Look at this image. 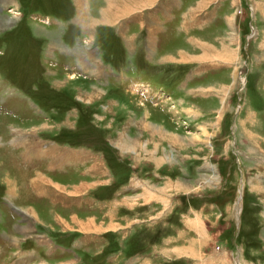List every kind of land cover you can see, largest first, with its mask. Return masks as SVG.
Here are the masks:
<instances>
[{
    "label": "rangeland",
    "instance_id": "374dc122",
    "mask_svg": "<svg viewBox=\"0 0 264 264\" xmlns=\"http://www.w3.org/2000/svg\"><path fill=\"white\" fill-rule=\"evenodd\" d=\"M26 1L23 5L21 0L22 4L17 9L19 13H16L20 18L15 22L14 18L7 17L15 12H9L11 7H7L11 4L0 6V185L4 169L13 165L12 162H4L3 156H11V152L12 160L23 169L21 172L24 175L20 177L22 185L28 181V174L33 169L53 176L54 181L65 182L74 178L76 171L73 169L69 172H55L54 168L53 171L48 170L44 161L39 159L46 143L53 145L55 141L69 140L103 149L116 171L112 180L102 187L98 186V194L109 192L113 198L117 195V201L123 203L126 199L124 204L116 202V212L107 208L102 212L97 208L86 210L84 206L77 207L69 201L78 194V189L67 191L54 185L61 192L52 194L53 197L40 198L27 187V192L23 191L24 201L13 205L20 207L23 214L29 217L25 205L34 204L43 223L30 216L33 225L39 232H44L43 237L51 235L55 242L63 240L60 243L62 247L74 246L77 237L81 236L82 231L73 229L68 231L71 237H60V232L68 228L63 221L72 222L74 215L83 219L94 215L104 225L110 222L104 212L106 210L112 213V222L117 224L114 230L106 232L103 229L97 234L100 236H96V246L91 242L78 249L74 246L80 256L73 250L51 255L48 259L50 252H33L29 255V264L38 261L34 256L41 258L43 255H46L43 259L49 264L50 261L56 264H84L85 260L92 261L102 255H109L105 258L106 262L113 258L108 264H128L129 259V264H204L211 256L222 258L221 264H264L263 235L260 234L261 239H258L257 223L251 220L255 211L262 213L264 210V196L258 200L252 194L248 195L249 172L256 169L254 156L257 151L264 155V0H176L169 5L168 14L161 10L165 16L155 11L156 3L162 0L151 5L146 4L148 0ZM79 1L83 5L79 4L77 8ZM171 1L174 0L164 3L171 4ZM99 6L107 8L104 22L112 21V25L97 26L100 16L92 14L98 12ZM84 7H88V11ZM173 7L175 10H171ZM77 10L78 16L85 20L77 22L81 28L67 21L69 14L76 15ZM52 11L67 17L59 19ZM174 11L175 17L180 14L182 26L192 19L191 23L196 24L192 28L194 31L177 30V21L172 15ZM30 13L45 17L49 22L41 23V27L50 30V33H35L38 21L31 19ZM129 13H137L140 20L135 17L125 22L121 20ZM205 18L206 22L203 21ZM4 20L11 23L6 24L8 21ZM125 23L132 25L130 27ZM61 25L66 28L65 32H60L64 42H74L78 36L75 48L82 49L75 50V54L57 51L56 61L51 64L48 63L49 58L43 57V51L51 42L48 37H52L51 40L56 37ZM84 27H89V30L82 33ZM67 31L71 35L66 36ZM84 41L90 44L86 45ZM88 45L101 52V62L89 60L92 54L86 52ZM181 51L184 59L179 54ZM94 55L99 56L97 53ZM135 55H139L138 60ZM28 56L35 60V66L38 61L36 70H43L42 75L31 77L30 70L35 69L28 67V61L24 64V59L20 60ZM64 63L70 68H82L85 73L66 72L61 66ZM88 68L95 72L88 73ZM96 71H99V76ZM94 83L102 86L111 84L112 89L108 91L107 87H103L107 88L108 93H105L103 88L93 87L96 91L100 90L97 91L99 94L86 93L85 89H90ZM125 88L131 93V98L126 96ZM84 93L89 97L86 98ZM94 98L96 100L89 101ZM112 98L115 105L110 106L108 99ZM141 100L148 102V106L143 105ZM130 108L136 111L134 120L128 115ZM146 113L149 120L166 128L165 132L155 133L152 142L147 131L140 128L141 123L135 120L137 117L141 120ZM114 114L116 123L125 126V135L132 134L138 140L132 150L127 144L124 146L125 160L118 156L116 140H106L108 123ZM228 122L231 123L232 134L223 135ZM83 123L91 126L89 132L76 134L84 130ZM15 137L19 145L14 142ZM233 143L237 153L234 160L241 163L239 167L244 178L240 188L243 195L240 211L234 202L238 194H234L233 189L237 184L233 161L225 174L226 165L232 159ZM29 147L27 151L25 148ZM205 158H211L215 168L210 181L203 182L204 176L197 175L196 166ZM258 161L256 164H259ZM131 174L147 180L149 183L135 177L137 182L145 183V187L153 186L152 190L143 185L141 190L137 187L138 190L133 192L126 189L115 194L112 187L124 181L123 184L130 182L128 177ZM36 180L41 181L43 177L38 176ZM220 188L223 190L220 191ZM82 193L85 197L92 194ZM132 193L137 196L124 197ZM9 205L8 202H0L3 213L0 220V260L2 264H20L15 261L22 257L17 258L19 253L15 250L19 249L20 242L15 238L24 234L18 231H31L34 235L38 231L33 227H23L22 221L17 219L21 211L14 215ZM192 214L196 218V246L188 251L180 248V244L185 238L183 218L193 217ZM260 217L262 219L258 222L264 223V213ZM243 219L251 225H245L246 234ZM20 226L27 231L19 230ZM80 250L84 252L79 253Z\"/></svg>",
    "mask_w": 264,
    "mask_h": 264
},
{
    "label": "crops",
    "instance_id": "0c3cea01",
    "mask_svg": "<svg viewBox=\"0 0 264 264\" xmlns=\"http://www.w3.org/2000/svg\"><path fill=\"white\" fill-rule=\"evenodd\" d=\"M95 1L96 0H94V2ZM165 1H169V0H165ZM24 2H25V0H23V5H24ZM27 2H28V0L26 1V3ZM30 2H31V0H30ZM164 2L162 4H157L156 9H155V11L158 14L162 15V16H165L163 14V12L161 11V10L164 9V6H165ZM6 3L11 4L10 6L7 7V8L11 7V10H9V12L10 11H15V12H12V14H8L7 17L14 18L13 22H15L17 19L20 18V17H18V15L16 13H19V11H17V9L20 8L19 6L22 4V2H21V0H0V6H5L4 4H6ZM80 5H83V3L80 4ZM97 5H98V3H97ZM76 6H77V8H79L77 4H76ZM76 6H75V10H76ZM186 6H185V8H186ZM103 7L104 6H101V7L99 6V8L97 7L98 8V12L96 14H92V16L97 15V14L100 16V19H98V23H97V26L99 25L98 27H100V25H112L111 24L112 21L103 22L107 18L106 14H105L106 16H103L101 14V11L105 8V7L104 8ZM84 8L88 11V7L87 8L84 7ZM185 8L183 10H185ZM33 10H35V9H33ZM171 10H175V8L173 7ZM180 11H182V10L180 9ZM79 12H80V10H79ZM52 13L57 15V16H59V19H63V17H65L64 19H66V17H67L66 15L59 14V13L54 12V11H52ZM131 14L132 13L128 14L127 17L125 16L121 20H123L125 22L126 19H128V18L131 19V17H133V18L135 17L134 19L138 18L137 20H140V18L136 16L137 13H136V15L135 14L131 15ZM172 15L174 16L173 19L174 20L176 19V21H177V22H175V27L177 28V30H183V31L190 30L191 31L192 28L196 25L195 22L191 23L192 19H188V22L186 23V25L182 26L183 23H182V18H180V14H178V17H177V15L175 17V11H174V12H172ZM29 17L31 19H36L38 21V23L36 22V24H35V26H37V27H35L36 29H34L35 33H38V34H41V33H44V34L47 33L48 34V33H50V30H47V28H45V27H41L42 26L41 23L39 24L40 18H39L38 14L30 13ZM86 17L87 16H85V18ZM206 20L207 19L205 18L203 21L206 22ZM4 21H2V22H4ZM6 21H8V20H6ZM67 21H71L75 25L80 23L79 21H84L85 22V20L83 18L78 16V10H77L76 15L74 13L73 14H69V16L67 17ZM10 23H11L10 20L8 22H6V24H10ZM129 25L131 27L132 24H129ZM129 25H127V26H129ZM204 25H206V24H204ZM78 26H79V24H78ZM70 27L72 28V25ZM98 27H97V29H98ZM185 27L187 29H185ZM199 27L201 28V27H204V26H199ZM83 29H84L83 31L81 30L82 33L84 31H86V29L89 30V27H84ZM68 30H70V28H68ZM173 30L175 31V29H173ZM192 31H194V30H192ZM60 32H65V27H60V29H59V31L57 33V36L54 37L52 40H51L52 37H48V39L51 42L46 44V48L43 51V57L44 58H49L48 59V63L52 64V61H54V60L56 61L55 57L57 55V51L61 50L63 52L65 51V52L70 53V54H75V50L82 49L81 47H78V46H76L77 49L75 48V43L79 39L78 36L75 37L74 42L65 43L64 39H63V35ZM67 35H71V32L68 33V31H67L66 32V36ZM82 41H83V39H82ZM84 42H85L86 45L90 44L89 41H84ZM88 46L87 47L89 48L90 52L88 51V48H87L86 52L88 54H90V53L92 54L90 56L89 60L92 61V59H94V61H96V63L97 62L98 63L101 62L102 58H103L102 55H101V52L100 51H95V49L93 48V45L91 47H90V45H88ZM112 47H114V46H112ZM94 53H97L99 56L94 55ZM39 56L41 58H43L41 53H39ZM113 56L116 57L117 55L113 54ZM135 58H136V60H138L139 55H138V57L135 55ZM20 60L21 61L23 60L22 62L24 64H25V61H28V67L30 69L32 67H33L32 69H35L34 71L29 69L30 72H31V77L32 78H36L37 76L43 74V70H36L38 68L37 65H39V63H38V61H36V66H35V63L33 62L35 60H33L32 57H30V56L22 57V58H20ZM207 62H209V61H207ZM61 66L64 69H66V72H69V73H76L77 71L80 72V73H85V70H83L82 68H79V67L70 68V67H67V64H65V63L62 64ZM92 68H94V67H92ZM96 68H98V65L96 66ZM70 69H73V70H70ZM93 72H95V71H93L91 68H88V73H93ZM96 72L98 73L96 75L99 76V71H96ZM91 86L92 87H90V89H85L86 93L92 92L91 95L92 94L95 95L96 93L99 94V92H97V91H100V90H97V91L94 90L93 87L94 88L95 87H97V88L98 87H100V88L107 87L108 91H110L112 89L110 87V86H112L111 84H109L108 86H106V85L102 86V84L94 83V84H91ZM107 88H103L105 90L104 91L105 93H108ZM125 90H126V88L124 89V91ZM125 92H126V96H129L131 98V93H128L127 90ZM84 96H86V98L89 97L88 94H85V93H84ZM123 97H125V96H123ZM86 100L88 101V99H86ZM93 100H96V99L95 98L92 99V100L90 99L89 101H93ZM108 101H110V106L115 105L114 98L108 99ZM140 102H142V104L145 105L146 107L148 106V102H144V100H141ZM130 110H131L130 113L132 115L130 113L128 115H129L130 119L134 120V116L136 114V111H133L131 108H130ZM146 114L142 118H140L141 120H139L138 117L135 120L139 121L141 123L140 128L142 130H144V131H147L148 138H149L150 142H152V141H154L155 133H158L159 131L165 132L166 128L162 124H157L156 121L154 122L152 120H149V114L148 113H146ZM156 118H153V120H155ZM116 121H117L116 120V116L114 114V116H112V118L109 120V123H108V125H109V128H108L109 132L108 133L109 134H107L106 140L109 141V142L110 141L113 142V139L116 140L115 145L118 148L119 153H120L119 154L117 152L118 156H120L123 160H125L124 155H123L124 146L127 144V146L132 150V149L135 148V145L138 143V140H136V137L132 136V134L125 135V126H123V124L121 126L119 123H116ZM82 126H84L83 127L84 130L83 131H77L76 134H78V133L80 134L82 132H84V134H86V133L89 132V130H90L89 128H91L90 125H88V124L84 125V123H83ZM101 135H102V133H101ZM174 135H175V133H174ZM14 140L18 142V139L16 137H15ZM17 142H15V143L19 145L20 143L19 142L17 143ZM24 147H27V145H25ZM25 149L28 151L30 149V147L29 148H25ZM59 149H60V151H59ZM48 152L51 153V154H48ZM149 153L151 154V151ZM41 155H42V157H41ZM256 156H259L258 159H261V161H258V159L255 158ZM256 156H254V166L256 167V169L253 172H249L251 177H250V180H249L248 195L252 194L256 199L259 200V198L261 199V196H264V164L262 163V161H264V155L263 154H258V151H257ZM3 157H4V162L5 161L12 162L13 165L10 166V167L6 166L7 169H4L5 172L3 171V174H4L3 175V182H1L2 185H0V202H2V203L3 202H8L10 204L9 207L11 209H13L12 212L10 211L11 213H13L15 211L16 212L21 211L19 213V216H17V219H18V221H20V220L22 221L23 227L30 228V229L33 227L34 230L36 229L38 231V229L33 225L32 221L30 220V216H34L36 220H38L39 222H42L40 220L38 214L36 213L37 210L34 208V204L28 203L27 205H25V209L30 214L29 217H28L27 214H23L22 209L20 207L13 205V203L15 204V202L17 203V202L24 201L22 199V197L25 196L24 195L25 193L23 191H26L27 187H28L27 189H29L30 192L35 191L36 195L38 197H40V198H45V196L53 197L52 194L57 195L58 192H61V190L60 191L57 190L58 188L59 189H64V190H67V191H69L70 189H78V192H77L78 194L75 195V197L70 198L68 200L69 201H73L77 205V207L84 206V209H86V210L91 209V208H97V209H99L100 211L103 212V209L107 208L106 210H108V211H110V209H112V211L115 209V212H116V209H117L116 202L119 203V204L121 202V201H117V198H116V197H118L117 195L114 196V198H113V196L110 195L109 192L105 193L103 195H99L98 194V191H99V190H97L98 186L102 187L106 183H108L110 180H112L115 177V171L116 170L112 168V166H111V164L109 162L108 156H106V154L104 153L103 149L95 147V145H91L89 143L87 144V143H83V142L79 143V144H75L74 142H71L69 140H67L65 142L64 141H61V142L60 141L59 142L55 141V143L53 145L46 143L45 151L40 154V156H39L40 158L39 159H42L44 161V163L46 164L48 170H52L53 171L52 168H54L56 170L55 172H59V170L65 171V172H69V170L71 171L72 169L74 171H76V174H74V178L71 177L70 179H68V181H65V182L64 181L60 182L59 180H55L54 181V180H52L53 176H50L47 173L45 174L43 171H38V170L33 169L32 170L33 172H30L31 174H28V176H29L28 177V181H26V178H27L26 177L24 179L26 181V183L25 182L23 183V181H22V183H23V185H22L20 183L21 182V178L20 177H21V175H24V173L21 172V170H23V169L20 166H18L12 160V152H11V156L4 155ZM159 158H161V157H159ZM250 158H252V157H250ZM42 160H40V161H42ZM257 161L259 162V164H256ZM117 163H120V162H117ZM124 164H126V163H124ZM214 168H215V162H213V160L211 158H205L202 162L199 163V165L196 166V170L198 169L197 175L199 177L204 176V179L202 180L203 182L204 181L205 182L206 181H210V176H212V173H213L212 171L214 170ZM1 170H2V168H0V175H1ZM6 170H7V172H6ZM34 170H35V172H34ZM189 170H191V169L189 168ZM223 170H224V167H223ZM38 176H42L43 180H41V181L40 180H36L38 178ZM205 176H207V177H205ZM135 177H140V176H137V175L135 176L134 174L133 175L131 174L130 177H128L130 182H127L126 184H123V183H125V181H124L123 183H121L119 185L113 186L111 190L113 192H115V194H118V192L120 194V193L124 192L126 189L127 190L129 189L130 192L138 190L137 187H140L139 188L140 190L143 189L145 187V183L142 184L141 181H140V183H139V181L137 182L135 180ZM195 179H196V177H194L193 180H195ZM140 180H145V179L140 177ZM36 181L37 182L40 181V183H36ZM145 181L148 182L147 180H145ZM166 182H168V181H166ZM54 185L58 186V188L53 187ZM143 185H144V187H143ZM149 186H150L149 188H151V190H152L153 186H151V185H149ZM145 188H147V190L149 189L148 186L145 187ZM84 191H85V193L87 192V193H92V194L85 197V194L82 193ZM149 191H150V189H149ZM125 195L126 196H124V197L137 196L136 193H132V195L131 194H125ZM123 201L125 203L126 199H123ZM262 201H264V197L262 198ZM121 203H123V202H121ZM85 205H87V207H85ZM101 207H102V209H101ZM106 210L104 212H106L108 214L110 222L105 223L103 225V222L97 216L90 215V217H92L93 219L92 218H87L88 216L86 217V219H83V218H79L76 215H74L75 219L71 218L72 222H70L68 220H64V221L62 220L64 222V224L68 228L66 230H63L62 232H60V234L68 232V231H72L73 229H76L79 232L82 231L81 232V236L82 237L81 236L77 237L78 239L76 240V244L73 242L74 246H76L77 249L78 248H82V245L90 244V242L95 244V246H96L97 242H94V241H96V238L97 237L99 238V236H100V235L97 236V234H99L100 231H103V229H106V232H108L109 230L112 231V230L115 229L114 226L117 225L116 223L112 222L113 221L112 213H108V211H106ZM16 212L14 213V215H17ZM263 213H264V210H262V213H261L260 210H257V211H255V214L253 213L251 215L252 222L255 221V223H257L256 227H257V230H258V232H257L258 239H261L259 237L260 234L263 235L262 238L264 239V223H259L258 222L259 220L262 219L260 217V215H263ZM2 214L3 213L0 210V220H2L1 219L2 216H3ZM192 215H193V217L189 216L187 218L184 217L185 219L183 218V223H184L183 236L185 238L183 239L182 244H180V248H182V249L186 248L188 251L191 250V249H195V246H196V242H195L196 235H197V227H196V221H195L196 218H195V214H192ZM10 217H11V215H10ZM24 219L25 220L27 219V221H25ZM247 224H248V222L246 223V220H244V224H243L244 225L243 226L244 229H243V231H244L245 234L247 233L246 232V227L247 226H245ZM248 225H250V224H248ZM23 227L20 226L19 230H22L24 232L27 231ZM235 229H234V232H235ZM259 230L262 231L263 233H260ZM87 231H91V232H87ZM231 231H230L231 235L234 236L233 235V230H231ZM18 232L24 234L23 236H20V238H15V241L19 239V242H20L19 249L21 248V246L24 245L25 242H27V247H28L27 250H28L29 253H33V252L34 253L35 252H50L47 255L48 259L50 258L51 255L56 256V255L61 254L63 252L67 253L66 251L71 252L73 250H75V253H77V255H79L77 249L74 246L62 247V245L60 243L63 240H58L57 242H55V241H53V238H52L51 235L50 236L47 235V238L43 237V233L44 232H39L38 231V233H36L35 235L31 231L30 232L28 231V233H23L21 231H18ZM2 234H5V233H2ZM101 235L103 236L104 234L102 233ZM69 236L71 237V235H69ZM25 238H27V239L24 242ZM91 238H93L92 239L93 241H90ZM7 239H9V237ZM50 239H51V241H49ZM86 240H88V241H86ZM165 241H166V239H165ZM6 242H7V240H6ZM185 246H187V247H185ZM62 248H64V249H62ZM261 249H262V246H261ZM259 250H260V247H259ZM83 252L84 251H81V250L79 251V253H83ZM75 253H72V254L74 255ZM112 253L114 254V251ZM93 255H95V254H93ZM45 256L46 255H43V257H45ZM108 256L102 255V256H100L98 258L93 259L91 262H93L96 259H100L101 258L100 259L101 261H100L99 264H108V262L113 260V258H112L110 261L106 262L105 258L108 257ZM23 257L24 256H22V258ZM221 260H222V258H218V256H216V257L211 256V258L206 259L204 264H221L220 263ZM130 262L131 261L129 259V261H127V263L129 264ZM50 264H56V263H51V261H50ZM57 264H62V263H57ZM84 264H86V260L84 261Z\"/></svg>",
    "mask_w": 264,
    "mask_h": 264
},
{
    "label": "bare ground",
    "instance_id": "6f19581e",
    "mask_svg": "<svg viewBox=\"0 0 264 264\" xmlns=\"http://www.w3.org/2000/svg\"><path fill=\"white\" fill-rule=\"evenodd\" d=\"M78 1V0H77ZM146 1V0H145ZM157 1H160V0H148V1H146V4H148V5H151V4H153L154 2H157ZM165 0H162L159 4H162L163 2H164ZM108 2V1H107ZM114 2V1H113ZM130 2V1H129ZM152 2V3H151ZM111 3H112V1H111ZM171 3L172 4H174V3H176V0H174L173 2L171 1ZM80 4V1L79 2H77V5H79ZM172 4H165L164 3V9L162 10V11H164V13L165 14H168L169 13V5H172ZM85 5V4H84ZM156 5H157V3H156ZM142 6V5H141ZM115 7H116V5H115ZM165 7H167V9L165 8ZM104 8V7H103ZM110 8V7H109ZM144 8H145V6H144ZM143 8V9H144ZM161 9V8H160ZM83 10V9H82ZM109 10V9H108ZM168 10V11H167ZM84 11V10H83ZM112 12V11H111ZM110 12V13H111ZM117 12V11H116ZM119 12H121V11H119ZM107 13V8L105 9H103L102 11H101V14L103 15V16H106L105 14ZM118 13V12H117ZM130 14V13H129ZM124 15V14H123ZM128 15V14H127ZM115 16V15H114ZM122 16V15H121ZM126 16V15H125ZM168 16V15H167ZM170 16V15H169ZM118 18H120V17H118ZM107 19V18H106ZM187 19V18H186ZM114 20V19H113ZM120 20V19H119ZM98 22V21H97ZM96 22V23H97ZM104 22V21H103ZM81 23V22H80ZM84 23V22H83ZM116 23V22H115ZM120 24H122V23H120ZM123 25V24H122ZM88 26V25H87ZM91 29V28H90ZM149 47V46H148ZM151 48V47H150ZM153 51V50H152ZM179 54L180 55H182L181 56V58H185V55L183 54V51H181V52H179ZM167 57V56H166ZM172 57H170V59H171ZM174 59H176L175 57H174ZM166 60H167V58H166ZM180 60V59H179ZM171 61V60H170ZM18 131V130H17ZM14 142H17V141H14ZM24 145H27V143H24ZM33 161V160H32ZM41 177V176H40ZM242 183H243V178H242ZM242 186H243V184H242ZM86 190V189H85ZM243 193V192H242ZM242 194L240 193V190H239V193H238V199H237V201H234L236 204H235V207L237 208V210L238 211H240V206L242 205ZM243 222H244V219H243ZM93 225V224H92ZM105 231H106V229H104Z\"/></svg>",
    "mask_w": 264,
    "mask_h": 264
},
{
    "label": "water",
    "instance_id": "95a60500",
    "mask_svg": "<svg viewBox=\"0 0 264 264\" xmlns=\"http://www.w3.org/2000/svg\"><path fill=\"white\" fill-rule=\"evenodd\" d=\"M243 179H244V178H243ZM240 181L242 182V179H240ZM241 182H239L238 187L235 186V187H236L235 190H237V191L240 190V186L243 184V183H241ZM237 199H238V196H235V197H234V200L237 201Z\"/></svg>",
    "mask_w": 264,
    "mask_h": 264
}]
</instances>
